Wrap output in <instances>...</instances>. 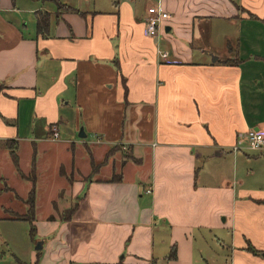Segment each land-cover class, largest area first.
I'll list each match as a JSON object with an SVG mask.
<instances>
[{
    "label": "crops",
    "instance_id": "obj_1",
    "mask_svg": "<svg viewBox=\"0 0 264 264\" xmlns=\"http://www.w3.org/2000/svg\"><path fill=\"white\" fill-rule=\"evenodd\" d=\"M250 130L264 0H0V264H264V153L234 150ZM31 190L34 234L12 217Z\"/></svg>",
    "mask_w": 264,
    "mask_h": 264
},
{
    "label": "built area",
    "instance_id": "obj_2",
    "mask_svg": "<svg viewBox=\"0 0 264 264\" xmlns=\"http://www.w3.org/2000/svg\"><path fill=\"white\" fill-rule=\"evenodd\" d=\"M169 18V14L161 9L159 5L149 7L147 9V16L144 20L145 33L149 37H156L163 26V22ZM162 58H166V53H160ZM52 139L55 140L58 137L57 131L52 130ZM240 140L244 142V146L237 145L234 150H240V148L247 149L249 151H255L264 153V132L260 130H250L243 135H240Z\"/></svg>",
    "mask_w": 264,
    "mask_h": 264
},
{
    "label": "rangeland",
    "instance_id": "obj_3",
    "mask_svg": "<svg viewBox=\"0 0 264 264\" xmlns=\"http://www.w3.org/2000/svg\"><path fill=\"white\" fill-rule=\"evenodd\" d=\"M263 24L262 23H260L259 22V25H257V26H255L256 27V33L254 34V38H256V39H262L263 38V26H262ZM243 33L245 34V31H244V29H243ZM247 34V33H246ZM91 139V137H88V140H90ZM61 145V144H60ZM56 147H58V145H56ZM54 150H56V152L57 153H60V149L61 148H53ZM121 151V153H122V155H123V157H125V158H127V157H129L130 156V154H129V150H128V148H126V149H124V150H120ZM112 152V150H110V152L109 153H111ZM108 153V154H109ZM121 155V156H122ZM107 158V157H106ZM53 166V170H54V165H52ZM52 166H51V164H49V169H48V173L46 172L45 174H44V176H42V178L40 179V192H41V196H40V201H41V204H40V206H39V213H41V215H43V214H45L46 213V211L48 210V207L46 206V204H44L45 202H46V200L48 199V198H50L51 196H52V194H53V192H54V186L56 185V183L58 182V181H56L57 180V175L53 172V170H52ZM109 167L110 166H107V170L109 169ZM19 175H20V177L21 178H24V179H27L28 178V180H30L31 181V174H27V175H21V173L19 172ZM30 178V179H29ZM63 180L62 179H60V182L61 183H64V181L62 182ZM10 184L17 190V191H19V190H22V188H20V185H19V182H17L16 180H14V178L13 177H11V179H10ZM57 203H60V205H58L59 206V208H63L64 206L65 207H67V206H69L70 205V207H72V205L73 204H68V195L66 196V195H64V198H62V200L61 199H58L57 200ZM57 207V206H56ZM69 209V208H68ZM21 211V210H20ZM68 210H65V211H62V215L63 216H65L68 212H67ZM15 214V213H14Z\"/></svg>",
    "mask_w": 264,
    "mask_h": 264
},
{
    "label": "trees",
    "instance_id": "obj_4",
    "mask_svg": "<svg viewBox=\"0 0 264 264\" xmlns=\"http://www.w3.org/2000/svg\"><path fill=\"white\" fill-rule=\"evenodd\" d=\"M46 22H47V19H45L44 16H43V17H40L39 19H37V25H38V31H39V32H41V31L43 30V28H44L45 25H46V24H45ZM11 153H12V154H11L12 160H13V162H14V165H15L16 169H17V168H18L17 157H16V155L14 154L13 151H12ZM127 158H129V157H127ZM21 175H22V174H21ZM22 176H23V175H22ZM31 176H32V177H31V181H32L33 183H35V175L32 174ZM29 179H30V178H29ZM26 204H27V206H28V210H27L26 214H24V215H12V217H13L14 219H17V220H22V221L24 220V221L28 222V223L31 225L30 232H31L32 234H34V232H35V227H34V225H33V222H34V191H33V190H31V192L29 193V195H28V197H27V200H26ZM74 208H75V206H74ZM74 208L71 207V208L67 211L68 213L66 214V217H67V216H70V215L72 214V212L74 211ZM248 250H249L250 252H255L251 246H248ZM173 255H174V250L171 251L170 256H173Z\"/></svg>",
    "mask_w": 264,
    "mask_h": 264
},
{
    "label": "water",
    "instance_id": "obj_5",
    "mask_svg": "<svg viewBox=\"0 0 264 264\" xmlns=\"http://www.w3.org/2000/svg\"><path fill=\"white\" fill-rule=\"evenodd\" d=\"M78 136H79L80 138H84V137H85V135H84L82 129H80V132H79ZM37 248H38V247H36V249H37Z\"/></svg>",
    "mask_w": 264,
    "mask_h": 264
}]
</instances>
